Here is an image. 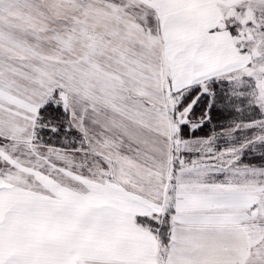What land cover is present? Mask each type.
<instances>
[{"label": "snow or ice", "instance_id": "snow-or-ice-1", "mask_svg": "<svg viewBox=\"0 0 264 264\" xmlns=\"http://www.w3.org/2000/svg\"><path fill=\"white\" fill-rule=\"evenodd\" d=\"M0 264H264V0H0Z\"/></svg>", "mask_w": 264, "mask_h": 264}]
</instances>
